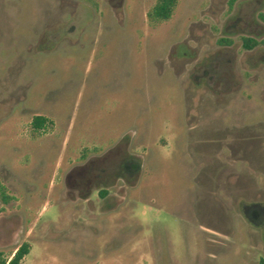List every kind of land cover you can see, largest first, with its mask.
Here are the masks:
<instances>
[{
  "label": "rangeland",
  "instance_id": "obj_1",
  "mask_svg": "<svg viewBox=\"0 0 264 264\" xmlns=\"http://www.w3.org/2000/svg\"><path fill=\"white\" fill-rule=\"evenodd\" d=\"M156 1L0 0L7 262L23 243L18 264L264 257V214H244L264 210V45L241 31L264 38V0H178L151 22Z\"/></svg>",
  "mask_w": 264,
  "mask_h": 264
},
{
  "label": "trees",
  "instance_id": "obj_2",
  "mask_svg": "<svg viewBox=\"0 0 264 264\" xmlns=\"http://www.w3.org/2000/svg\"><path fill=\"white\" fill-rule=\"evenodd\" d=\"M178 0H157L152 9L148 12V19L151 22L164 21L170 18ZM264 21V12L260 15ZM47 122V118L37 115L32 120L33 128L41 129ZM105 194V191L101 192ZM0 196L3 202L8 201L5 187L0 183ZM27 243H23L14 253L8 264H18L19 261L28 253ZM6 259L0 256V264H6ZM264 264V263H262Z\"/></svg>",
  "mask_w": 264,
  "mask_h": 264
},
{
  "label": "flooded vegetation",
  "instance_id": "obj_3",
  "mask_svg": "<svg viewBox=\"0 0 264 264\" xmlns=\"http://www.w3.org/2000/svg\"><path fill=\"white\" fill-rule=\"evenodd\" d=\"M264 11H261L260 13H258V20L261 24H264V21L263 19L260 17V15L263 13ZM259 22H256V26H258L257 24H259ZM247 27H243V29H241V31H244V36L242 38V45L243 47L247 50V51H251L252 49H258L259 47L263 46L264 45V38H259L256 34H257V30L255 29H246ZM224 42H226L227 44H225ZM230 43V40H228L227 38L225 40H222L221 42V46L222 47H226V45H228ZM240 196V197H239ZM216 200H218V197H215ZM245 196L243 195H238V197L236 198V202L239 204V203H243V200H244ZM220 200V198H219ZM221 202V200H220ZM250 203L252 204H245L244 207L248 210L245 211L244 214H249L248 216L250 217V220L253 221V222H256L259 218V215L260 214H264V210L261 212V210H259V207H258V201H251ZM226 214H227V211H226ZM229 214V212H228ZM200 216V215H199ZM198 217H195L196 219L199 218ZM247 216V215H246ZM203 226V224H199V227ZM207 230L209 228H206ZM215 233H217L216 231H214ZM220 233H224V232H220ZM227 232H225L226 234ZM164 251V254H163V257H167L165 254H167V251L166 249H163ZM196 255V254H194ZM185 262V261H189V262H194L196 261V259L192 258V259H169V258H163V264H179L181 262ZM9 262V261H8ZM8 262L6 264H8ZM197 262V261H196ZM264 263V257H261L258 261V264H262Z\"/></svg>",
  "mask_w": 264,
  "mask_h": 264
}]
</instances>
